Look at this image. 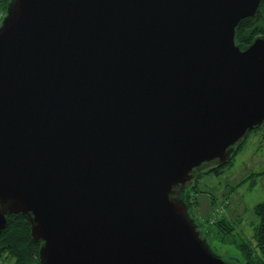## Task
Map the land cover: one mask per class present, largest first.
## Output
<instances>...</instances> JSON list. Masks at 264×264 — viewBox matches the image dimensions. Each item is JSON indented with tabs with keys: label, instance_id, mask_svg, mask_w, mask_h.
I'll return each mask as SVG.
<instances>
[{
	"label": "water",
	"instance_id": "water-1",
	"mask_svg": "<svg viewBox=\"0 0 264 264\" xmlns=\"http://www.w3.org/2000/svg\"><path fill=\"white\" fill-rule=\"evenodd\" d=\"M260 0H9L0 20V234L39 264H239L182 195L264 119Z\"/></svg>",
	"mask_w": 264,
	"mask_h": 264
},
{
	"label": "rangeland",
	"instance_id": "rangeland-1",
	"mask_svg": "<svg viewBox=\"0 0 264 264\" xmlns=\"http://www.w3.org/2000/svg\"><path fill=\"white\" fill-rule=\"evenodd\" d=\"M196 179V191L191 190L197 201L190 205L193 218L207 234L208 244L216 254L239 263L237 245L242 241L255 244L259 220L253 207L264 201V132H250L227 166L217 173H202ZM220 216L232 223L231 235H224L222 229L216 232V226L208 221ZM222 235L226 243L221 242ZM13 262L7 253L0 256V264Z\"/></svg>",
	"mask_w": 264,
	"mask_h": 264
},
{
	"label": "trees",
	"instance_id": "trees-1",
	"mask_svg": "<svg viewBox=\"0 0 264 264\" xmlns=\"http://www.w3.org/2000/svg\"><path fill=\"white\" fill-rule=\"evenodd\" d=\"M8 1L9 0H0V9H3L4 11ZM257 35H264V0H260V5L253 16L243 18L238 25L235 34L236 43L240 47L244 48L245 46L252 43ZM260 129L264 132V119L262 120V123L258 125V127L249 130L247 134L249 135L250 132H256ZM245 139L237 145L235 152L231 155V160L241 148ZM231 160L228 161L227 164L230 163ZM227 164L220 167L217 166L208 168L202 173L209 171L217 173L221 168L227 166ZM202 173L196 175L193 184L185 189V193L182 195L184 201H186L188 204L189 212L190 205L197 203L195 196L191 194V190L194 192L196 191V178ZM253 209L255 210L259 220V223L255 227V244L252 246L250 243L242 241V243L237 245V249L239 250V259L237 258V260L239 261V264H264V201L255 204ZM190 214L193 216L191 212ZM194 219L196 221V218ZM6 221L7 225L0 234V256H2L4 253H7L8 257L14 260L12 264H39L37 258L39 243L32 240L29 230L30 223L26 217L21 213H13L6 216ZM208 221L216 226V232H220L222 229L224 235H231L233 225L231 222L229 223L226 221L223 216ZM201 231L206 237L208 243L207 234L205 231ZM220 240L222 243H226L224 241L223 235L221 236Z\"/></svg>",
	"mask_w": 264,
	"mask_h": 264
},
{
	"label": "built area",
	"instance_id": "built-area-1",
	"mask_svg": "<svg viewBox=\"0 0 264 264\" xmlns=\"http://www.w3.org/2000/svg\"><path fill=\"white\" fill-rule=\"evenodd\" d=\"M3 14H4V11L0 9V20L4 16Z\"/></svg>",
	"mask_w": 264,
	"mask_h": 264
}]
</instances>
